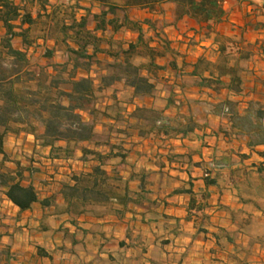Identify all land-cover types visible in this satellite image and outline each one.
<instances>
[{
    "label": "crops",
    "instance_id": "obj_1",
    "mask_svg": "<svg viewBox=\"0 0 264 264\" xmlns=\"http://www.w3.org/2000/svg\"><path fill=\"white\" fill-rule=\"evenodd\" d=\"M68 4L69 0H49L46 9L37 3L29 7L36 19L33 29L44 21V30L36 37L43 49L58 48L59 36L52 29L66 20ZM81 4L90 7L91 1ZM224 10L211 33L189 18L174 23L169 4L155 14L130 12L142 33L128 28L98 33L106 40L102 46L106 51L96 55L89 73L79 76H91L99 83L114 62V42L122 49L138 44L137 50L144 46L148 54L137 55L140 62L136 63L144 65V74L158 89L155 98H137L121 82L103 91L100 95L108 92L110 98H100L101 112L109 113L122 96L130 101L123 104L124 122L107 117L98 124L99 133L111 126L127 129L134 124L129 115L137 107L154 105L174 124L196 126L188 135L141 139L137 131L128 129L129 137L111 136L110 146H121L126 158L111 159L105 170L122 178L118 193L125 196L128 192L136 202L124 212L118 214L111 206L80 216L66 212L59 194L61 184L73 174L92 172L97 163L82 159L83 148L92 145L79 144L71 158L51 160V148L39 145L34 136H5L6 167L15 171L20 163L31 168L34 172L26 173L24 184L33 185L41 198H55L52 207L37 203L21 212L0 190V252L10 251L11 264H264V145L250 147V138L234 127L232 117L254 104L264 107V0H225ZM85 15L80 10L76 17L80 20ZM146 19L156 26L144 24ZM94 27L89 24L91 30ZM4 34L0 26V37ZM15 44L21 47V40ZM30 55L37 57V50L32 49ZM54 58V63L66 62ZM202 79L219 85L202 86ZM229 102L233 103L231 115L224 112ZM25 139L43 157L34 155L26 161L18 154L14 147ZM99 150L107 154L111 148ZM55 165L63 166L57 169L63 175L54 176L57 171L36 174L33 168L47 166L49 170ZM207 173L214 184H208Z\"/></svg>",
    "mask_w": 264,
    "mask_h": 264
},
{
    "label": "trees",
    "instance_id": "obj_2",
    "mask_svg": "<svg viewBox=\"0 0 264 264\" xmlns=\"http://www.w3.org/2000/svg\"><path fill=\"white\" fill-rule=\"evenodd\" d=\"M81 1L69 0L64 7V16L69 22L65 20L52 29L54 35L59 30L56 47L64 46L66 62L54 63L57 48H46L42 54L46 63L41 64L30 55L32 49L37 50L41 46L33 37L36 19L29 7L37 3L46 9L49 0H0V26L5 30L0 37V128L3 129L0 133V156H3L0 161V190L21 212L32 209L37 203L44 208L52 207L55 198H41L33 185L24 184L26 173L34 172L31 168H24L20 163L16 164L15 171L6 167L9 157L5 152L4 139L8 134L34 136L42 147L51 148L53 160L71 158L79 144L93 146L82 150L83 161L94 160L97 163L92 172L73 175L61 184L59 190L67 206L66 212L80 216L96 208L110 206L119 214L130 203H136L129 198L128 192L125 196L118 193L122 178L111 176L105 170L111 159L126 158L121 146H110L112 135L129 137L128 129H134L139 138L146 139L153 135H188L196 128L192 122L182 127L174 124L154 105L137 107L129 115L134 124H129L125 130L111 126L103 133L97 131L99 119L106 116L98 107L100 94L116 83L132 88L137 98L157 96L156 84L144 74V65L135 61L138 44L112 52L114 62L107 66V72L100 77L99 83L95 78L79 76V73H89L96 63V55L106 51L102 48L106 40L98 33H117L124 28L142 33V27L130 17L132 10L155 14L169 4L173 6L174 23L189 18L211 33L225 15V0H90V7H84ZM95 7L99 12H93ZM80 10H84L86 15L78 20L76 15ZM90 23L95 24L94 30L89 28ZM143 23L152 28L156 26V22L150 19ZM17 39L21 40V47L16 46ZM142 39L140 34L139 42ZM154 55L155 52L151 51V58ZM201 85L213 87L219 82L202 79ZM231 105L233 103L229 102L224 108L225 114L231 115ZM232 115L234 127L250 138V147L264 145L263 106L254 104L244 114ZM59 143L67 145L63 147ZM106 146L111 150L104 154L99 149ZM206 180L210 185L215 183L210 180L209 173ZM188 193H192L191 190ZM12 259L14 257L8 249L0 252V264H11Z\"/></svg>",
    "mask_w": 264,
    "mask_h": 264
},
{
    "label": "rangeland",
    "instance_id": "obj_3",
    "mask_svg": "<svg viewBox=\"0 0 264 264\" xmlns=\"http://www.w3.org/2000/svg\"><path fill=\"white\" fill-rule=\"evenodd\" d=\"M84 2H90V0H83ZM131 15H133V18H136L135 16H139V18H140V15H136V14H133V13H131ZM45 26V24H44V21L42 20L35 28H34V32H33V37L34 38H36V37H40L41 36V32L44 30V27ZM59 31V30H58ZM57 30H56V33L58 32ZM114 46H115V49H114V51L115 52H117L118 51V49H119V45H118V41H115L114 42ZM57 50V52L55 53V58H54V61L56 62V61H62V60H65L66 59V57H64V46L62 45V44H60V46L56 49ZM43 52H44V49L41 47V48H39V49H37V53H38V56L37 57H34V61H36V62H40L41 64H45L46 63V61L44 62V60L42 59V54H43ZM139 54H145V55H147L148 53H146V51H145V48H144V46L141 48V50H139V51H137V55H139ZM140 60V58L138 57V56H136V58H135V61L136 62H140L139 61ZM97 78H99V77H97ZM176 85V88L178 89V88H180L177 84H175ZM105 95H100V98H110V95H108V92H105L104 93ZM101 96H104V97H101ZM129 101H130V98L129 97H124V96H122L121 97V99H120V101H118V103L117 104H113L110 108H109V113H106V116H102L99 120V123L100 122H102V121H104L107 117H112V118H114V117H117V119H118V122H120L121 124H122V122H124V115H122V111L124 110V107H123V104L124 103H126V102H128L129 103ZM122 104V105H121ZM101 124V123H100ZM120 124V125H121ZM1 130H3L2 128H0V131ZM25 134H22V135H19V136H17V137H22V136H24ZM22 138H25V137H22ZM40 145V144H39ZM15 148H17L18 150H17V153L18 154H21L22 155V157H24L25 159H26V161H30L31 160V158H33L34 157V155H36V157H38V158H40V157H43V155L42 154H40V153H35V150H33L32 149V145L31 144H26V139H25V141H24V143H22L19 147H14V149ZM33 150V152L32 153H30L31 151ZM42 149H40V151H41ZM50 159H51V156H50ZM51 160H53V159H51ZM34 162H36L37 164L38 163H40V161L37 159L36 161H34ZM63 166H60V165H55V166H51V168L48 170L47 168V166H35V167H33V168H35L34 170H35V173L37 174V173H42V174H44V175H46L49 171H57L55 174H54V176H58V175H63L64 173H59L58 174V170L57 169H59V168H62ZM74 175V174H73ZM72 175V176H73ZM71 176V177H72ZM70 177V178H71Z\"/></svg>",
    "mask_w": 264,
    "mask_h": 264
},
{
    "label": "built area",
    "instance_id": "obj_4",
    "mask_svg": "<svg viewBox=\"0 0 264 264\" xmlns=\"http://www.w3.org/2000/svg\"><path fill=\"white\" fill-rule=\"evenodd\" d=\"M227 112H228V110H227ZM207 176V175H206Z\"/></svg>",
    "mask_w": 264,
    "mask_h": 264
}]
</instances>
